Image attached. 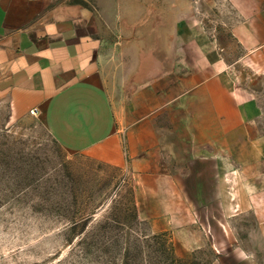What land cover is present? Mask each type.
<instances>
[{
    "label": "crops",
    "instance_id": "crops-1",
    "mask_svg": "<svg viewBox=\"0 0 264 264\" xmlns=\"http://www.w3.org/2000/svg\"><path fill=\"white\" fill-rule=\"evenodd\" d=\"M117 1L0 0V99L19 115L35 108L65 148L124 169L138 216L186 258L201 242L197 213L264 203V0H231L244 50L232 60L183 35L185 18L164 39V0ZM240 63L250 71L233 75ZM259 225L250 234L264 247Z\"/></svg>",
    "mask_w": 264,
    "mask_h": 264
},
{
    "label": "rangeland",
    "instance_id": "rangeland-1",
    "mask_svg": "<svg viewBox=\"0 0 264 264\" xmlns=\"http://www.w3.org/2000/svg\"><path fill=\"white\" fill-rule=\"evenodd\" d=\"M71 1L101 9L118 3ZM164 3V39L173 35L171 22L185 18L183 35L190 30L201 51H217L228 60L243 53L230 33L231 0ZM166 45L171 44H160ZM133 189L124 169L65 148L43 119L16 114L0 99V264H264V247L250 234L264 222L261 200L212 203L210 212L197 213L192 231L201 242L183 258L170 249V230L151 233L138 216Z\"/></svg>",
    "mask_w": 264,
    "mask_h": 264
},
{
    "label": "built area",
    "instance_id": "built-area-1",
    "mask_svg": "<svg viewBox=\"0 0 264 264\" xmlns=\"http://www.w3.org/2000/svg\"><path fill=\"white\" fill-rule=\"evenodd\" d=\"M29 111H30V113H33V114L37 113V110L35 108H31Z\"/></svg>",
    "mask_w": 264,
    "mask_h": 264
},
{
    "label": "trees",
    "instance_id": "trees-1",
    "mask_svg": "<svg viewBox=\"0 0 264 264\" xmlns=\"http://www.w3.org/2000/svg\"><path fill=\"white\" fill-rule=\"evenodd\" d=\"M153 237H157V235L156 234H153ZM170 249L172 250V248L170 247ZM173 251V250H172Z\"/></svg>",
    "mask_w": 264,
    "mask_h": 264
}]
</instances>
